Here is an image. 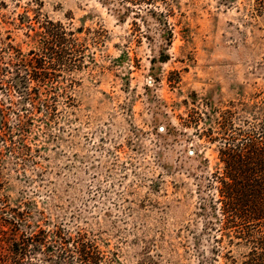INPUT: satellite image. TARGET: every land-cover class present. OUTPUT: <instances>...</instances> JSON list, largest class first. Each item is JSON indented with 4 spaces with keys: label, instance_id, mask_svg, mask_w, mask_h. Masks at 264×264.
Returning <instances> with one entry per match:
<instances>
[{
    "label": "rangeland",
    "instance_id": "rangeland-1",
    "mask_svg": "<svg viewBox=\"0 0 264 264\" xmlns=\"http://www.w3.org/2000/svg\"><path fill=\"white\" fill-rule=\"evenodd\" d=\"M167 2L172 31L121 0H0V230L80 233L104 264H242L248 248L219 240L208 202L222 117L264 118V12ZM64 31L76 67L36 86L28 63ZM34 247L25 264L59 263Z\"/></svg>",
    "mask_w": 264,
    "mask_h": 264
},
{
    "label": "trees",
    "instance_id": "trees-1",
    "mask_svg": "<svg viewBox=\"0 0 264 264\" xmlns=\"http://www.w3.org/2000/svg\"><path fill=\"white\" fill-rule=\"evenodd\" d=\"M121 1L128 6V11L137 9L135 15L141 16V12L146 10L158 18L164 30L172 31L170 25L164 21L166 15L160 11V4L168 5L167 0ZM254 2L256 10L264 12V0ZM48 36L42 58L32 59L27 65L33 69L31 80L42 88L53 81L49 70H69L76 67L75 61L70 58L69 46L76 44L77 40L68 38L73 33L64 31L61 34L50 33ZM9 83L14 88L12 81ZM20 83L24 89L21 92L27 96L26 99L36 111L38 108L35 94L29 92L26 81ZM38 98L46 114L55 112L56 108L47 97ZM4 111H1L0 136L7 126ZM25 118L28 117L19 119L20 124L25 123ZM231 119L232 117L225 115L218 124L215 141H219L221 145L219 159L223 167L213 177L212 187L217 190V197L213 196L208 202L211 209L208 215L215 212L219 240L228 236L231 244L237 241L238 245L248 248L242 264H264V118H255L254 121H246L240 126H236ZM212 222L209 221L210 226H213ZM42 235L43 238L22 237L13 227L10 232L0 230V264H25V258L32 252V246H35V250L44 248L47 258H56L59 262L57 264H104V256L98 246L80 233L72 237L60 231L54 235L52 241L46 240L44 232Z\"/></svg>",
    "mask_w": 264,
    "mask_h": 264
}]
</instances>
